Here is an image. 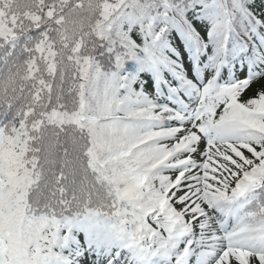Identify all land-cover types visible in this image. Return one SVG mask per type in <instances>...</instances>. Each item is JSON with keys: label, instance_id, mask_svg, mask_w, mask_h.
I'll use <instances>...</instances> for the list:
<instances>
[{"label": "snow or ice", "instance_id": "6c2138e0", "mask_svg": "<svg viewBox=\"0 0 264 264\" xmlns=\"http://www.w3.org/2000/svg\"><path fill=\"white\" fill-rule=\"evenodd\" d=\"M0 264H264V0H0Z\"/></svg>", "mask_w": 264, "mask_h": 264}]
</instances>
